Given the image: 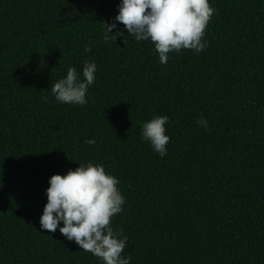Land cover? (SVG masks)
Wrapping results in <instances>:
<instances>
[{
  "label": "trees",
  "instance_id": "trees-1",
  "mask_svg": "<svg viewBox=\"0 0 264 264\" xmlns=\"http://www.w3.org/2000/svg\"><path fill=\"white\" fill-rule=\"evenodd\" d=\"M0 264H264V0H0Z\"/></svg>",
  "mask_w": 264,
  "mask_h": 264
}]
</instances>
